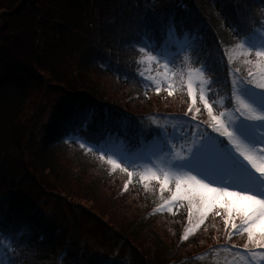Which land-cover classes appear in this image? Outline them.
Segmentation results:
<instances>
[{"label": "trees", "instance_id": "16d2710c", "mask_svg": "<svg viewBox=\"0 0 264 264\" xmlns=\"http://www.w3.org/2000/svg\"><path fill=\"white\" fill-rule=\"evenodd\" d=\"M27 2L17 0L19 6L12 7V0H3L0 15L18 14ZM33 7L38 11L34 25L0 55V202L12 208L0 219V245L8 244L1 257L5 264L9 258L12 264H126L103 263L74 249L60 217L42 214L24 194L33 185L46 187V197L86 202L96 219L115 228L135 254L152 251L149 258L155 264H217L214 256L224 251L212 244V236L181 240L186 201L171 214H154L168 193L148 195L137 177L127 190L118 187L117 195L110 194L103 183L115 184L116 177L100 165L95 149L69 137L96 146L120 139L131 151L158 136V128L147 121L156 94L143 85L139 47L147 43L172 49V35L192 39L194 47L187 55L207 60L205 68L218 81L211 100L228 101L224 49L263 29L264 0H55L48 14H41L38 4ZM173 21L175 28L169 32ZM145 26L154 31L143 34ZM184 55L176 57V70ZM182 87L179 81L174 93H185ZM14 155L21 172L10 174L4 164ZM136 194L146 209L138 204L130 213L127 206L136 203ZM159 219L168 228L155 222ZM219 219L222 215L208 216L210 233Z\"/></svg>", "mask_w": 264, "mask_h": 264}, {"label": "rangeland", "instance_id": "374dc122", "mask_svg": "<svg viewBox=\"0 0 264 264\" xmlns=\"http://www.w3.org/2000/svg\"><path fill=\"white\" fill-rule=\"evenodd\" d=\"M26 1L27 0H24V2ZM0 2L2 3L3 0H1ZM12 2V7H14V4L16 6H19L20 2L17 5V0H12ZM36 4H38V10L41 14H48V12L51 11L53 5H55V0H28L26 5L28 7L23 8L20 13H12L5 16H2V14L0 15V55L1 53H5V51H8V49H10L11 44L15 42L16 39L19 37L18 35L22 34V32H24L27 27L33 24V21L36 19L35 17L38 14V11H35V7H33ZM1 30H5V32L3 33L1 32ZM173 38L174 37L172 36L171 40ZM247 39H239L238 42H234L233 46L226 48V51L224 50L225 59L227 60L226 65L228 64L227 72L228 76L232 78L230 79V81H232V84L233 82L238 81L239 78L248 79L249 72L254 73L256 81H259L264 78V64H259L257 62V58L255 57L254 52L251 56L247 55L248 47L264 48V27L262 30L256 31L254 35H251V37ZM180 45H186V49L193 48L192 44L186 43V41H181ZM151 56L152 54L146 53V51L143 53L139 52L138 61L141 64L140 71L142 77L146 80L145 83L149 88V91L156 94V97H153L154 101H152L151 112L149 113V115H147V118H149L147 121L158 127L159 130L162 131V136L156 139L155 141H151L150 144L147 145L148 147L144 148L145 152L143 154H152L154 158V162L149 166L144 165L143 156L141 154L128 155L125 152L120 151L119 148L115 146L110 147V150H108L107 152L103 151L107 155L112 156L113 159H117L118 163L128 166L130 171H132V178L129 179L128 174L124 172L122 168L113 169L112 165L108 164L107 156L104 159L99 157V160L101 161L100 165L107 166V173L116 177L115 184L113 182H109L111 186L107 184L108 182L103 183V185L106 186L104 188H107L110 194L113 195L118 194V187L121 189L123 188L124 191L134 185V178L136 177L140 183L139 185L143 192L149 191L148 195H155L154 191L156 192V194L161 193L158 181H148V186L147 188H145V182L140 180V175L145 172V170L151 168L153 171H157L158 174L161 175V177L165 172L169 173L170 184L168 185V187L165 188V191L163 192L168 193L167 198H169L171 193L168 189L171 188L172 190H174L176 176L188 174L186 170L184 172L177 173L176 170L169 168L166 164L167 160H171L177 156L183 155L182 150L187 147L185 140L181 139V137L184 136L185 132H187L189 127L188 120L185 119L184 116L185 114H187L188 116H194L198 121L208 119L206 110L203 108L202 103L199 101L198 95L196 97L195 103L193 104L192 111L190 113L188 112V106L190 103L193 102L188 98L187 90L185 87L188 82L189 72L191 71L194 79L193 90L195 93H198L199 87L201 85L195 83L196 69L201 63H203L202 59L198 60L196 58L185 57L182 61L181 68L176 71L173 70V65L171 66V70L168 73L167 83L161 84L162 89H166L167 84L169 83L173 85L172 95H168L167 91L164 90H162L159 94H157L155 91V85L159 84L162 79L161 72L168 70L163 69L162 63L159 67L156 66L151 60ZM177 77H180L179 81L183 83L182 88L185 93H174L176 89V84L179 82L176 81ZM200 79L206 82L207 74L203 77H200ZM205 90L207 89L205 88ZM238 91L243 99L253 104L254 106H257L258 108L264 110V92H261L254 86L247 84H241L239 86ZM183 94L186 95V98L183 96ZM185 102L187 104H185ZM210 102L213 105V111L215 115H220V113L223 112L224 116L222 117V119L225 121H229L234 118V114L229 111L230 105L228 106V101H226L225 98L220 99L217 103H214L210 98ZM174 104H179V107H176L174 109L172 107V105ZM181 104H184L186 106L180 107ZM196 109H199V111L197 112ZM192 127L194 130L195 126L193 125ZM231 127L233 132L236 135L240 136L241 139L245 140V142L252 141L251 135H256L258 138L264 137V122L240 120L233 122ZM223 140H225V138H223ZM79 141L84 144L83 139H79ZM217 141L221 145V147H223L220 143L221 141L218 139ZM161 142L164 143V149H160L157 155L154 156L151 152H155V149L159 147V145H161ZM3 143L1 142L0 145H2ZM210 144L211 142L206 140L203 146H198L193 150V153L189 158V166L198 169L199 172L197 173H199L201 176L198 175L197 179H201L205 183H209L210 181L203 177L207 176L210 179L216 180V182L212 183L213 187H223L225 185L220 181V178L218 176L213 175L208 170L210 167V160L203 159V154L209 150ZM169 148H171V152L169 151ZM234 155L238 157L239 154L234 153ZM13 159L19 160V157L16 155L9 156V158L5 160L4 164L5 169L8 170V173L10 174L21 172V167L19 163L14 162ZM29 164L30 166L35 165V162L32 160V157L30 158ZM117 171H120V173L118 174ZM224 179L226 180L227 178L225 177ZM38 180L43 184L45 183L44 179ZM126 182H128L127 189L124 188V184ZM232 186L236 187L231 188L230 190L232 191H237L240 188H245L253 192L264 193V183H260L259 181L249 182L247 184L237 181ZM45 188L46 187H35L34 185L33 187L26 186V192H24V194L32 202L33 206H35L37 210L42 212V214L47 215L48 213H55L60 217L61 224H64L66 228L67 237L70 236V240L75 241L74 249L79 248L83 256L89 255L91 257H94L95 260L102 261L103 263H109L111 261H120L125 262L126 264H149L150 262H152V264H155L150 259L152 251H149L148 248L139 251L142 253V256H147L148 260L144 258L142 259L141 255L139 254H135L131 246L122 238L123 236L120 235L115 228H110L106 224L101 223L99 220L96 219L97 217L91 210L89 204L84 201L77 200L75 198L69 201L67 200L68 198L65 199L64 197H46V194L47 192H49V190ZM136 196V203L132 204L130 207L127 206L130 213L138 204L141 205L142 210L146 209V207L141 204L140 197L137 194ZM164 201L159 203L156 209H158V211L164 210L168 212L167 214H171L173 211L175 212V210L179 208L180 203H182V201H180L178 203L165 205ZM184 201L188 203L187 200ZM125 202L126 200H124L123 203ZM169 207L172 208L171 212L168 211ZM216 211V209H213L206 213L204 222L199 223L198 213L195 211V207H193L191 221H189L188 219V209H186L187 218H185L184 220V230L181 236V240L187 241L189 240V238L195 237V235H204L205 233H207L213 238L212 244H220L217 248L219 250L224 251L223 255L219 256V253H216V255L214 256V259L217 264H264V250L256 249L254 245L247 241L246 236L241 237L242 234H235L229 238L228 228H230V225L228 226V228L225 227L222 212V220L219 219L216 221V226L210 233L209 229L206 228L207 219L209 215L213 213L215 214ZM115 221L121 222V218H115ZM155 222L160 223L161 225L166 226L168 228V223L164 220L159 219V221L156 220ZM238 222L239 221L237 220V223ZM189 228H191L192 231L188 232L187 239H183L185 232ZM225 242H227L229 246H223L222 244H225ZM245 243H248V249H245L243 247ZM230 250H232V253L230 252ZM252 251H255L256 253L254 257L251 255ZM209 253L210 252H205L203 255H207ZM203 255H199L197 256V258L202 259ZM237 258L240 259L236 260Z\"/></svg>", "mask_w": 264, "mask_h": 264}, {"label": "snow or ice", "instance_id": "6c2138e0", "mask_svg": "<svg viewBox=\"0 0 264 264\" xmlns=\"http://www.w3.org/2000/svg\"><path fill=\"white\" fill-rule=\"evenodd\" d=\"M174 28L175 22L173 21L168 31L171 32ZM150 31L154 30L148 26L142 29L143 34ZM137 43L139 44L140 42L137 41ZM145 51L154 53L150 58L156 66L159 67L162 63L163 69L168 70L161 72V82L155 85L156 93L159 94L164 90L167 91L168 95H172L173 85L169 83L166 89H162L161 84L167 83L168 73L171 70V66L175 63L178 54L169 53L164 46L159 44L151 46L147 43L141 44L139 52L143 53ZM161 52L167 53V55H161ZM253 52L257 58V62L264 64V48L248 47L247 55L251 56ZM206 62L207 60L196 69L195 83L201 85L198 93H195L193 90L194 79L191 71L189 72L188 82L185 87L188 98L193 102L189 104L188 112L192 111L193 104L198 95L199 101L206 110L208 119L198 121L194 116L185 114L184 118L188 120L189 127L181 139L185 140L187 147L182 150L183 155L167 160L166 164L169 168L176 170L177 173L186 170L188 174L176 176L175 188L174 190L168 189L171 195L164 201V204L168 205L187 200L189 221H191L193 207H195L199 223L204 222L205 215L209 211L216 209V215H221L222 210L225 227L228 228L230 225V228H228L229 238L235 234L246 235L247 241L254 245L256 249L264 250V193L253 192L245 188H240L237 191L230 190L231 188H236L232 185L237 181L244 184L255 181L264 183V137L259 140L245 142V140L233 132L231 127L233 122L240 120L264 122V110L243 99L238 91L241 84H247L264 92V78L256 81L254 73L249 72L248 79L239 78L238 81L233 82L228 104L230 105L229 111L234 114V118L225 121L222 119L224 116L223 112L220 115L214 114L213 105L210 102L213 86L218 81L211 75L213 71L205 68ZM206 74L207 80L205 82L200 77ZM196 111L198 112L199 109H196ZM193 125L195 126V130H193ZM156 131L159 132L160 130L156 129ZM141 134H143V129H141ZM217 137L225 138L227 143L221 147L216 139ZM206 140L210 141L211 144L209 150L203 154V159L210 160L208 170L220 178V181L225 185L223 187H213L212 183L216 182V180L210 179L207 176L203 177L208 179L209 183L197 179L198 175L201 176L199 173H196V175L191 174L194 172L189 167V158L193 150L198 146H203ZM83 146L82 144L81 147ZM169 151L171 152V148H169ZM234 153L239 154L238 157ZM105 156H107V162L112 165L113 169L122 168L128 174L129 179L132 178V171H130L128 166H122L121 163H118L117 159H113L112 156L107 155L101 149V158L104 159ZM225 177L227 178L226 180L224 179ZM140 180L145 182V188L148 186V181H158L161 193L170 184L168 172H165L161 177L157 171H153L151 168L145 170L140 175ZM124 188H128V182L124 184ZM11 211L10 204L0 202V219L4 217L5 213ZM168 211L171 212L172 208L169 207ZM237 220L239 221L238 223ZM190 231H192L191 228L185 232L183 239H187L188 232ZM243 247L248 249V243H245ZM255 254V251H252L251 255L253 257ZM0 264H5L3 258H0ZM7 264H12L11 258L8 259Z\"/></svg>", "mask_w": 264, "mask_h": 264}]
</instances>
